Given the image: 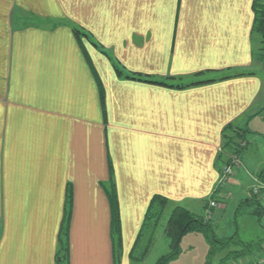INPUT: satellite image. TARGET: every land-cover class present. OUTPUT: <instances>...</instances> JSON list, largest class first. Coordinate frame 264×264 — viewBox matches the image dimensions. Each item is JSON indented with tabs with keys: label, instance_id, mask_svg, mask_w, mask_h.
Listing matches in <instances>:
<instances>
[{
	"label": "crops",
	"instance_id": "obj_1",
	"mask_svg": "<svg viewBox=\"0 0 264 264\" xmlns=\"http://www.w3.org/2000/svg\"><path fill=\"white\" fill-rule=\"evenodd\" d=\"M254 1L0 0V264H57L65 230L69 264H131L157 196L207 216L225 132L264 118Z\"/></svg>",
	"mask_w": 264,
	"mask_h": 264
},
{
	"label": "rangeland",
	"instance_id": "obj_2",
	"mask_svg": "<svg viewBox=\"0 0 264 264\" xmlns=\"http://www.w3.org/2000/svg\"><path fill=\"white\" fill-rule=\"evenodd\" d=\"M254 38L257 55L259 57L261 55V59L264 62L262 38L258 33L254 34ZM249 130L239 131V129L234 128L227 132V139L224 142L225 146L221 152V161L223 163L220 161L219 166L222 171L229 159L231 161L232 156H235L233 155L235 150L232 149V145L237 147L238 144L237 152L239 154L237 155H239L242 166L244 165L240 173H244L245 176H242L244 180L234 182L235 188H233V175L231 179L221 183L215 192L214 197L217 202L218 200L222 201L229 198L221 209L222 217L218 222L214 223V230L219 239L230 238L235 234H238L239 239L242 241L252 237L256 238L257 229H259L261 224L264 225V219L259 214L257 215L263 208L264 203L261 204L263 205L262 207L254 201L250 202L251 205L247 203L249 199H252V189L251 194H249L248 186L249 184L250 186L255 184L253 186L255 187L258 185V181L256 183L250 182L249 178L246 177L247 170L249 173L258 171L261 167L262 169L264 168V118H254ZM243 133L244 137L241 139L240 135ZM176 209L171 204L163 203L153 208L135 252L136 259L140 258L143 252L145 253V258L143 261L132 260L131 264H155L160 256L170 253V239L166 236L165 229L170 216ZM201 214L202 211L195 214V216H202ZM212 220H214L213 217ZM208 253L209 245L204 235L201 233H189L181 240L179 257L170 264H207ZM227 253L224 251L213 256L211 264H219ZM227 264H239V262L229 261Z\"/></svg>",
	"mask_w": 264,
	"mask_h": 264
},
{
	"label": "trees",
	"instance_id": "obj_3",
	"mask_svg": "<svg viewBox=\"0 0 264 264\" xmlns=\"http://www.w3.org/2000/svg\"><path fill=\"white\" fill-rule=\"evenodd\" d=\"M263 1L264 0L254 1L255 21H254V26H253V35L255 33H258L262 38V44H263L262 50L264 49V2ZM75 33L78 34L79 31L76 30ZM259 58L261 59L262 56L260 55ZM116 70L119 74L123 75L120 69L116 68ZM201 83L203 82L194 83L193 85L201 84ZM158 84L165 85L164 83H158ZM186 86H178V88H185ZM231 130L233 129L229 128L227 132ZM227 132H225V135H224L225 139H227ZM243 137H244V133L240 135L241 139H243ZM224 146L225 145H223V147ZM233 146L234 145H232V149L235 150L233 155L236 156L237 154H239V152H237V147L239 148V146L238 144H237V147L236 146L233 147ZM237 157H239V155H237ZM220 161H221V156H220ZM230 162L231 161L229 159L227 164H230ZM259 178L262 181L264 180V172L260 175ZM262 194H264V189H262L258 195H254L252 193V199L248 200L247 202L248 205H251L250 202L254 201L262 207L261 205L262 203L259 200V197H261ZM214 195L215 193L209 199V202H207L206 204L207 208H209V204L211 201L213 200L215 201ZM111 201L113 205V233L115 234V245H116L115 248L118 253L121 248L120 218H119V213L116 208V205L114 204L115 197L113 195L111 197ZM160 203L169 204L167 199L160 197V196L155 197L153 201L151 202V206L147 214L146 222L149 220L153 208L156 205H159ZM176 208L177 209L170 216L167 227L165 229V234L168 237V239H170V250L171 251L170 253L165 254L161 256L160 258H158L155 264H170L172 261L176 260L180 255L181 240L186 234H189V233H201L204 235L209 245V253L207 255V264H211V260L213 256H215L216 254L220 252H224V251L228 253L225 255V257H223L220 260L219 264H227L229 261L243 260L244 258L250 256L252 252L256 248H258V246L261 245L260 242H258L257 244L245 243L239 239L238 234H235L233 237H230V238L219 239L214 230V223L212 220V216L209 218L208 216H195V214H192L191 212H189L188 210L184 208H181V207H176ZM258 214L260 217H262L263 208H261V210L259 211V213H257V215ZM145 226L143 228V231L145 229ZM142 234L143 232H141V235L139 236V240L137 241V245H135L133 252L131 253V260L133 261L134 260L143 261V259L145 258L144 252L142 253V256L138 259H136V256H135L136 248L140 243V238L142 237ZM61 236H62V233H61ZM63 237L65 239L61 238L60 243H59V249H58L57 256H56L57 264H69L70 254H69L68 230L67 231L65 230V232H63Z\"/></svg>",
	"mask_w": 264,
	"mask_h": 264
},
{
	"label": "built area",
	"instance_id": "obj_4",
	"mask_svg": "<svg viewBox=\"0 0 264 264\" xmlns=\"http://www.w3.org/2000/svg\"><path fill=\"white\" fill-rule=\"evenodd\" d=\"M240 165H241V161L239 157L232 156L230 164H226V166L221 171L222 173H221L219 185H221V183H223L224 181L226 182L227 180L231 179L232 176L235 175V172L240 167ZM262 189H264V187H262L259 183L258 186L252 188V193L254 195H258ZM217 207H218L217 201L213 200L210 202L207 213L208 218L211 216L213 217L214 215L213 212Z\"/></svg>",
	"mask_w": 264,
	"mask_h": 264
}]
</instances>
